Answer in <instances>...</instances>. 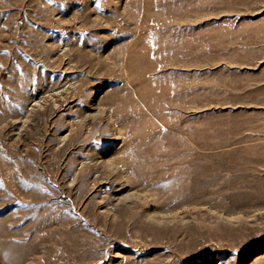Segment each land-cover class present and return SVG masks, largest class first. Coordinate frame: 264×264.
<instances>
[{
	"label": "rangeland",
	"instance_id": "1",
	"mask_svg": "<svg viewBox=\"0 0 264 264\" xmlns=\"http://www.w3.org/2000/svg\"><path fill=\"white\" fill-rule=\"evenodd\" d=\"M262 15L0 0V264H264Z\"/></svg>",
	"mask_w": 264,
	"mask_h": 264
},
{
	"label": "bare ground",
	"instance_id": "2",
	"mask_svg": "<svg viewBox=\"0 0 264 264\" xmlns=\"http://www.w3.org/2000/svg\"><path fill=\"white\" fill-rule=\"evenodd\" d=\"M66 86H67V85L63 84V85H61V86L55 88L51 93H52V94L60 93L61 91H63V90L65 89Z\"/></svg>",
	"mask_w": 264,
	"mask_h": 264
},
{
	"label": "crops",
	"instance_id": "3",
	"mask_svg": "<svg viewBox=\"0 0 264 264\" xmlns=\"http://www.w3.org/2000/svg\"><path fill=\"white\" fill-rule=\"evenodd\" d=\"M256 3V2H255ZM257 4V3H256ZM259 20H264V15H262V16H260V17H258V18H256V19H254V20H251V22H256V21H259ZM253 32V31H252ZM253 34V33H252ZM251 34V35H252Z\"/></svg>",
	"mask_w": 264,
	"mask_h": 264
},
{
	"label": "water",
	"instance_id": "4",
	"mask_svg": "<svg viewBox=\"0 0 264 264\" xmlns=\"http://www.w3.org/2000/svg\"><path fill=\"white\" fill-rule=\"evenodd\" d=\"M40 67H43V68H45V66H44L43 64H40Z\"/></svg>",
	"mask_w": 264,
	"mask_h": 264
}]
</instances>
